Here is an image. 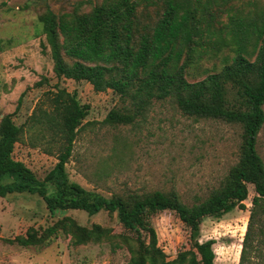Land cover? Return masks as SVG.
<instances>
[{"label": "trees", "instance_id": "16d2710c", "mask_svg": "<svg viewBox=\"0 0 264 264\" xmlns=\"http://www.w3.org/2000/svg\"><path fill=\"white\" fill-rule=\"evenodd\" d=\"M229 1L100 0L86 11L74 7L56 13L47 7L38 14L55 75L86 80L96 91L110 89L122 101L108 111L106 123H132L154 100L169 98L185 115L240 125L241 141L237 162L200 202L187 204L174 190L160 189L105 196L68 177L66 163L89 105L56 85V91L47 90V106H38L35 118L39 130L51 131L57 143V162L42 179L12 155L23 126L13 113L0 117V196L36 194L52 215L67 209L88 215L105 211L124 231L99 223L85 226L63 215L0 239L42 246L62 232L74 246L125 247L126 264H214L213 240L200 239L201 221L244 207L247 184H252L255 194L237 264H264V162L256 150L264 122V2L248 17L232 11ZM206 59L219 63L207 67L202 65ZM163 210L175 212L189 231V246L172 259L158 245L151 222Z\"/></svg>", "mask_w": 264, "mask_h": 264}, {"label": "rangeland", "instance_id": "374dc122", "mask_svg": "<svg viewBox=\"0 0 264 264\" xmlns=\"http://www.w3.org/2000/svg\"><path fill=\"white\" fill-rule=\"evenodd\" d=\"M100 0H0V117L13 113L23 126L13 157L23 161L42 179L57 162V143L51 131L39 130L35 121L38 106H47V90L56 85L75 92L89 111L78 129L71 156L66 163L70 180L85 189L110 196L113 192L174 190L187 204L203 200L218 186L230 166L237 162L241 127L212 118L183 114L174 101L154 100L132 123L111 125L104 121L108 111L122 105L112 90L96 91L86 80L58 77L38 22L47 7L67 12L89 9ZM264 0H230L232 11L251 17ZM227 21V15L224 18ZM219 59H206L211 67ZM36 109V111H35ZM264 109V105H263ZM34 112V113H33ZM34 114L33 118L30 116ZM39 116V115H38ZM45 150H49L48 152ZM256 150L264 162V122L256 137ZM244 207H235L220 217L206 216L200 224V239L213 240L214 264H237L246 229L251 198L247 184ZM68 215L78 223H99L123 232L115 216L99 211L88 215L80 209L50 214L43 200L26 192L0 196V237L25 234L29 226H45ZM158 245L168 259L189 246V231L171 210L151 216ZM59 232L42 246H21L0 239V264H126L125 247L114 250L106 243L74 246ZM254 259V257H252Z\"/></svg>", "mask_w": 264, "mask_h": 264}]
</instances>
